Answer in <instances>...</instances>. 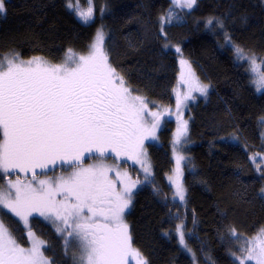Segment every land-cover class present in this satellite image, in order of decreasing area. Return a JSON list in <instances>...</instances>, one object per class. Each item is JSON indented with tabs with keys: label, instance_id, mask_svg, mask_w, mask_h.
<instances>
[{
	"label": "trees",
	"instance_id": "obj_1",
	"mask_svg": "<svg viewBox=\"0 0 264 264\" xmlns=\"http://www.w3.org/2000/svg\"><path fill=\"white\" fill-rule=\"evenodd\" d=\"M92 1L94 18L84 23L69 0H5L0 57L42 56L58 63L69 50L86 53L97 31L104 30V48L116 73L148 101L171 108L180 61L190 60L209 89L186 112V204L175 199L167 181L175 166L176 121L165 119L161 129L142 139L152 176L144 179L132 170L139 187L125 219L132 246L148 264H240L234 249L264 229V91L236 48L264 60V0H196L183 22L163 23V30L171 0ZM5 179L0 172V185ZM0 220L18 243L29 245L18 217L0 211ZM30 226L52 264H77L78 249L73 255L53 226L36 215ZM181 228L196 260L180 242Z\"/></svg>",
	"mask_w": 264,
	"mask_h": 264
},
{
	"label": "snow or ice",
	"instance_id": "obj_2",
	"mask_svg": "<svg viewBox=\"0 0 264 264\" xmlns=\"http://www.w3.org/2000/svg\"><path fill=\"white\" fill-rule=\"evenodd\" d=\"M171 2L173 7L178 4V0ZM195 4L196 0H183L180 6L191 9ZM4 11L5 0H0V14ZM79 15L88 23L92 10L89 8L87 13ZM163 22L171 23V18H162L161 30ZM103 44L104 34L98 30L89 55L77 58L69 50L64 65H49L41 57L23 61L16 54L0 58V169L27 171L44 168L57 159L79 160L81 152L91 151L93 146L101 151L104 146L113 151L123 149L125 153L135 149L134 136L140 125L134 102L140 101L143 105V101L130 97L127 88L117 87L115 80L123 84V79L108 64ZM236 51L243 56L242 49L237 47ZM249 59L254 65V58ZM69 63L76 67L69 69L65 66ZM258 83L264 89V74L260 75ZM197 90L204 93L206 86ZM184 132L186 125L181 135ZM103 176V171L89 168L73 173L67 180L58 178L56 189L75 198V203H63L59 207L46 196L37 195L31 185L9 182L16 190L15 195L0 186V211L13 214L26 226L32 212L41 215L54 212L55 218L65 225L72 219L73 227L68 236L80 243L77 264H125L129 255L137 257L138 264H148L142 253L132 247L128 226L123 223L135 184L117 193ZM45 183L40 181L42 186ZM40 191H44L43 187ZM176 195L184 199L181 185H177ZM85 209L90 216H82ZM99 220L104 223L97 222ZM109 224L116 227L111 228ZM254 239L257 244L247 250L245 260L255 259L256 264H264V240ZM180 242H184L183 232H180ZM0 264L52 262L44 257L39 242H33L30 249L20 247L0 220Z\"/></svg>",
	"mask_w": 264,
	"mask_h": 264
},
{
	"label": "rangeland",
	"instance_id": "obj_3",
	"mask_svg": "<svg viewBox=\"0 0 264 264\" xmlns=\"http://www.w3.org/2000/svg\"><path fill=\"white\" fill-rule=\"evenodd\" d=\"M85 1L86 4L82 6L80 0H69L68 5L70 3L72 4V7L70 9L77 14L78 19H80L81 21L82 19L79 13L81 12L87 13L89 8H91L92 10V18L90 19L91 22V20H93L94 18L93 1L92 0H85ZM182 4H183V0H178V4L176 7H173V5L170 7V9H172L171 13L168 10L165 13L164 17H170L171 23L163 22L164 25L168 26L170 24H178L184 21L186 14L191 9H188L186 7H181L180 5ZM102 32L105 36L104 30H102ZM95 37L92 44L95 41ZM90 50L91 49L89 48V50L84 54L73 53V52H71V54H74L78 58L79 56L89 55ZM236 53L239 60L241 62H245L248 65L250 74L257 89L263 92L264 89L260 88L258 81L260 79V75L264 74V60L257 56L253 57L246 55L244 52H243V56H241L237 51ZM68 55H70V53H67L66 57ZM12 56L13 55L6 54L0 58L3 57L11 58ZM35 57L43 58L42 56H35ZM66 57L63 59V61L58 63H51L47 59L45 58L43 59L47 61L49 65H64ZM249 57L254 58V65H253V61L249 59ZM19 59L23 61H28L31 60L32 58H22L19 56ZM108 64L110 65L109 60H108ZM65 66L71 69V68H75L76 64L69 63ZM117 76L120 77L118 74ZM115 83L117 87L127 88L129 90L128 94L130 97H139L140 100L143 101V105H141L140 101L134 102L135 107L138 110V115L136 119L138 124L140 125L139 129L136 131V134L134 136V143L136 145L134 150H128L127 153H125V150L123 149L113 151L110 147L104 146L103 151H101L100 148L93 146L91 151H82L79 160H73L71 158H65L64 160L57 159L54 164H48L44 168H35L34 170L29 169L27 171H21L19 168H9L7 172H5L3 169H0L1 174L6 178L4 183L0 186H3L5 189L10 190L14 196L16 190L15 188L10 187L9 182H11L12 184L19 183L24 186L31 185L32 188L37 190V195L46 196L47 199H50L55 203L57 207H59L63 203H75V198L71 196H66V194L63 191L56 189V182L58 178L63 177L64 179L67 180L70 176H72L73 173L78 172L81 169H89V168L98 169L103 171L104 174L103 179L108 184H110L112 190L117 193H123L125 188L131 187V185L135 184V187H132L131 189L132 191L131 204L127 209H125L123 214V223L128 226L125 216L132 206L134 193L139 187V183H137L136 180L137 177L135 176L134 171L132 170L136 168L138 173L142 176V178L144 177V179H149L152 176V164L148 154V146L145 143L143 144L142 139L146 136V134L149 131L154 130V132H157L159 129H161L165 119H173L176 121L175 133H174V147H173L175 166L172 173L167 176V181L173 187L175 199L179 201L181 204H186L187 197L183 184L184 173H185V165H184L185 159L182 154V146L185 143L188 134L187 120H189V118L186 117V112L192 104L196 103L202 96H204L207 93L209 86L201 81V79L198 77L197 73L194 70L192 62L187 58H182L180 61V72H179L178 82L176 88L174 89L175 103H174V107L172 108L170 106L148 101L143 95L135 92L124 80H123V84L120 83L119 79L115 80ZM205 86H206V92L202 93L197 90V88L205 87ZM185 97H187V99H185ZM185 125H186V132H184L181 135V129L184 128ZM145 168H147V172H145ZM12 173L16 174V176L10 177ZM40 181H45L46 183L42 186L40 184ZM177 185H181L183 187L184 190L183 200H181L179 196L176 195ZM41 187H43L44 189L43 192L40 191ZM35 215L39 216L44 221L48 222L56 230L58 228L63 229V231H58V230L57 231L58 233L63 235L65 239L67 238V243L65 242L66 246L68 249L71 250L73 255H75V250L78 249L77 257L75 256V259L78 262V258L80 256V243L74 237L68 236V233L72 231L73 220L70 219L68 224L65 225L63 221L55 218L54 212L46 213V215H41L40 212H32L31 215L28 217L27 226L24 224L27 228V233L29 236V245L28 246L21 245L12 236L15 239L16 243L22 248L30 249L32 247L33 242H39L40 249L44 254L43 251L44 241L37 234H35V232L32 230L30 226L31 220ZM90 215L91 214L87 212V209H85L82 214L83 217H87ZM48 216H51L52 218L49 219ZM97 222L104 223L103 220H99ZM108 226L111 228L116 227L115 224H109ZM182 229L183 228H181V232H183ZM128 232L130 234L129 227H128ZM256 237H259L260 239L264 240V233H261V231H259L254 236L241 239L242 244L234 249L235 251L234 257L240 262V264L241 262H243V264H256L255 259L245 260V257L248 255L247 250L252 249L254 245L257 244V241L254 239ZM182 246H184V248L190 252V249L186 245L185 240ZM190 253L192 254V252ZM44 257L50 260L45 254ZM193 257L196 260V257L194 255ZM125 264H138L137 257L129 255L126 258ZM196 264H199L197 260H196Z\"/></svg>",
	"mask_w": 264,
	"mask_h": 264
}]
</instances>
